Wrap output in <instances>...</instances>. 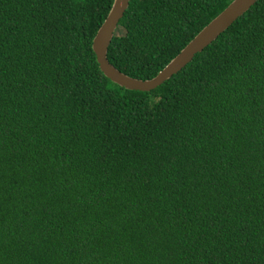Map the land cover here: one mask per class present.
I'll list each match as a JSON object with an SVG mask.
<instances>
[{
    "label": "trees",
    "instance_id": "obj_1",
    "mask_svg": "<svg viewBox=\"0 0 264 264\" xmlns=\"http://www.w3.org/2000/svg\"><path fill=\"white\" fill-rule=\"evenodd\" d=\"M233 0H130L150 79ZM113 0H0V264H264V0L157 88L104 76Z\"/></svg>",
    "mask_w": 264,
    "mask_h": 264
},
{
    "label": "water",
    "instance_id": "obj_2",
    "mask_svg": "<svg viewBox=\"0 0 264 264\" xmlns=\"http://www.w3.org/2000/svg\"><path fill=\"white\" fill-rule=\"evenodd\" d=\"M258 0H233L214 19L204 26L181 50L160 70L157 75L150 79L131 77L113 64L107 57L108 47L114 37L119 21L123 18L129 6L130 0H113L111 8L96 32L92 49L96 55L100 70L113 83L128 90L151 91L170 79L185 67L194 56L203 51L221 33H223L236 19L247 12Z\"/></svg>",
    "mask_w": 264,
    "mask_h": 264
}]
</instances>
